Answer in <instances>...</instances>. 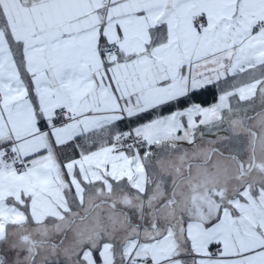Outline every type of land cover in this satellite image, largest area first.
I'll return each mask as SVG.
<instances>
[{
  "label": "snow or ice",
  "instance_id": "6c2138e0",
  "mask_svg": "<svg viewBox=\"0 0 264 264\" xmlns=\"http://www.w3.org/2000/svg\"><path fill=\"white\" fill-rule=\"evenodd\" d=\"M0 264H264V0H0Z\"/></svg>",
  "mask_w": 264,
  "mask_h": 264
}]
</instances>
